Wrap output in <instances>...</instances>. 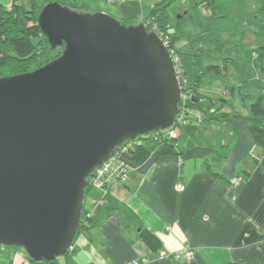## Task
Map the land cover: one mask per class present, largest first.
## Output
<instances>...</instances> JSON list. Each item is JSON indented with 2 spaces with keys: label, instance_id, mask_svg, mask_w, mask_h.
Returning a JSON list of instances; mask_svg holds the SVG:
<instances>
[{
  "label": "water",
  "instance_id": "95a60500",
  "mask_svg": "<svg viewBox=\"0 0 264 264\" xmlns=\"http://www.w3.org/2000/svg\"><path fill=\"white\" fill-rule=\"evenodd\" d=\"M39 26L61 57L0 78V246L44 263L70 251L90 177L128 142L172 128L184 91L143 23L50 3Z\"/></svg>",
  "mask_w": 264,
  "mask_h": 264
},
{
  "label": "crops",
  "instance_id": "0c3cea01",
  "mask_svg": "<svg viewBox=\"0 0 264 264\" xmlns=\"http://www.w3.org/2000/svg\"><path fill=\"white\" fill-rule=\"evenodd\" d=\"M77 1L86 14L102 12L139 25L163 0ZM198 2L170 4V31L175 33L170 15L177 9L184 16L190 9L207 11L212 30L228 34L225 41L231 40L233 25L238 34L250 30L248 43L260 53L254 67L257 80L245 84L263 90L262 102L227 117L223 124L233 132L228 140H218L222 127L213 126L220 123L199 124L207 129H198L191 139L182 137L181 155L133 164L127 183L92 188L85 203L92 226L77 235L58 264H264V150L255 145L245 122L264 115V18L256 17L257 0H214L221 15L234 17L235 23L221 20L213 26ZM223 96L234 98L227 91ZM190 119L196 123L194 116ZM238 178L242 181L234 185ZM178 184L183 192L176 190ZM186 246L195 258L178 262L173 257ZM14 248L0 246V264H31L23 249ZM161 252L170 257L161 259Z\"/></svg>",
  "mask_w": 264,
  "mask_h": 264
},
{
  "label": "trees",
  "instance_id": "16d2710c",
  "mask_svg": "<svg viewBox=\"0 0 264 264\" xmlns=\"http://www.w3.org/2000/svg\"><path fill=\"white\" fill-rule=\"evenodd\" d=\"M173 1L174 0H163L152 11L149 17L144 20V22L147 23V20H153L164 32L169 34L170 23L168 7ZM50 3H58L62 7L68 8L73 12L86 14L82 11L77 0H47L44 4H40L39 0H11L9 7L0 2V78L34 72L37 68L42 66L44 67L48 65V63L55 60L52 56L57 53L58 50H60L61 53L64 51V47L52 49L47 37L43 35L39 26L40 13L44 7ZM256 5V17L258 20H261L264 18V0H257ZM198 6L206 8L209 11V21L213 26L221 20H228V17L221 15L214 0H199ZM121 24L126 27L138 25V23L133 20H122ZM146 28L149 32V27L147 26ZM212 31V44L223 47V42L227 36L224 37V33L220 31L218 33L216 29H213ZM234 31L235 30H232V32ZM170 39L172 47L176 50L177 54L181 55V51L175 47L178 41L176 34L170 35ZM192 57L194 85H191L187 70L183 66L187 78L185 85H183L184 92H186V94L192 92L195 97V100L193 101V99H191L188 95L185 101L184 108H188L189 110L186 119L190 122V117L194 116L197 124L208 125L219 121L226 115L220 114L216 111L215 105L211 99L199 95L198 88L204 77L209 76L210 74L227 77L228 65L224 62L222 67L210 65L204 69L202 68L200 61L201 55L199 56L196 54ZM35 58L36 60L38 59L36 61L38 62V66L37 68L31 70L30 68ZM4 69L11 70V73L4 75L1 73ZM225 88L230 96H239L243 106L247 109L251 110L257 103L262 102L263 90L260 88L251 87L247 84L242 87H235L228 83H226ZM182 104L183 103L179 105L180 108L182 107ZM197 115H200L201 119H199ZM245 122L255 145L264 150V115L252 116L245 119ZM182 127L183 125L179 122L174 126V128L178 131V135L180 134V129H182ZM171 130L172 129L152 132L144 137H140L135 141H130L125 144V146L130 150L129 161L131 167L129 169V176L133 170V164L140 165L149 159L160 160L164 157L182 154V150L178 148L179 136L176 139H172L169 134V131ZM232 135L233 132L231 129L229 127H224L222 133L218 137V140L223 142L228 140V138H231ZM91 189L92 187L89 183L86 188V196L89 194ZM92 223V219L88 217V212L86 207H84L78 234L87 232L91 228ZM30 263L58 264L57 260L44 263H37L30 260Z\"/></svg>",
  "mask_w": 264,
  "mask_h": 264
},
{
  "label": "rangeland",
  "instance_id": "374dc122",
  "mask_svg": "<svg viewBox=\"0 0 264 264\" xmlns=\"http://www.w3.org/2000/svg\"><path fill=\"white\" fill-rule=\"evenodd\" d=\"M46 1L47 0H39V3L44 4ZM0 2H3L4 5L11 4V0H0ZM170 16L171 24L174 27L176 37L178 38L176 47L179 50L181 49V55H178L180 56L181 63L187 70L191 85H194L192 56L196 54L199 56L201 55L200 61L202 68L204 69L210 65L222 67L224 62H226L228 65L227 77L210 74L200 82L198 88L199 95L211 99L215 105L216 111H218L220 114L226 115L219 121H216L220 124L215 125L214 123L216 122L211 123L212 125H215L213 127L221 125V130H223L225 127L223 122L228 119L227 117L235 115V113L245 108L239 96H235L234 98L223 96V93L226 91V83L235 87H242L248 82V80H257L255 79L257 75L256 69H254V67L255 62L257 61V56L259 57V55L256 54L260 52L258 50L254 51L251 45L248 43V32L250 30L244 34H242V32H240V34L232 32L231 40L224 41L223 47H219V45L217 46L211 42V34L213 31L207 19V11L190 9L189 14L184 16L181 15L179 9H177L174 10ZM233 18L234 17H229L228 19L232 25L235 23V18ZM225 20L228 21L227 19ZM228 25L231 26L230 23H228ZM235 26L237 25H233L232 28L230 27L231 30H234ZM227 35V33L223 34L224 37ZM186 49H190L189 51L191 52H188ZM62 54L63 52L61 53V51L58 50L57 53L52 56V58L57 60ZM37 60L36 58L33 60L30 68L31 70L37 68ZM249 65L250 68H248ZM251 67H253V72H251ZM41 68H43V66L37 68L36 70ZM10 71L11 70L9 69H4L1 73L8 75L11 73ZM236 115L240 116L241 114L237 113ZM187 124L186 126L183 125L182 129H180L178 138L179 144H182V137H189L191 139L196 135L198 129H202V131L207 129L205 126H200L196 123H193V125L192 123L188 122ZM88 201L89 197L86 198V205Z\"/></svg>",
  "mask_w": 264,
  "mask_h": 264
},
{
  "label": "built area",
  "instance_id": "2783aa9c",
  "mask_svg": "<svg viewBox=\"0 0 264 264\" xmlns=\"http://www.w3.org/2000/svg\"><path fill=\"white\" fill-rule=\"evenodd\" d=\"M120 2L124 1H137L142 2L143 0H117ZM143 24L145 27H149V33L153 32L155 33L163 42L166 49L168 50L169 54L171 55L175 69L177 71V77L180 82V85L184 91V86L186 83V74L184 72L183 65L179 59V56L176 52V50L171 45V39L170 35L166 32H164L158 24L155 23L153 20H147V23L143 21ZM147 29V28H146ZM188 93L183 92V101H182V107L180 108V115L175 123V125L179 122L181 125H186L188 123V120L186 117L188 116L189 110L188 108H184L185 101L188 97ZM199 119H201L200 115H197ZM174 125V126H175ZM174 126L169 131L170 137L172 139L178 138V131L174 128ZM130 150L125 145L118 148L116 152L110 157L109 160H107L100 168L97 169L94 176L90 177L89 183L92 188L107 190L113 185H116L118 183L124 184L127 182L129 177V169L131 167L130 164ZM242 181V178L236 179L233 184L239 185ZM176 190L178 192H183L185 190V187L182 184H178L176 187ZM88 217H90L88 215ZM170 256L166 252L160 253V258L165 259L169 258ZM178 262L182 263H191L195 258V253L193 249L189 246L184 247L183 251L176 254L173 257ZM148 261L144 260L142 263L146 264ZM132 264H140V262H133Z\"/></svg>",
  "mask_w": 264,
  "mask_h": 264
},
{
  "label": "clouds",
  "instance_id": "9594fccd",
  "mask_svg": "<svg viewBox=\"0 0 264 264\" xmlns=\"http://www.w3.org/2000/svg\"><path fill=\"white\" fill-rule=\"evenodd\" d=\"M143 23V22H142ZM148 32V31H147ZM149 33V32H148ZM183 65V64H182Z\"/></svg>",
  "mask_w": 264,
  "mask_h": 264
}]
</instances>
